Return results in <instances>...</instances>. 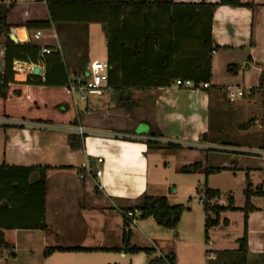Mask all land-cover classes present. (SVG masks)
<instances>
[{
	"label": "crops",
	"instance_id": "crops-1",
	"mask_svg": "<svg viewBox=\"0 0 264 264\" xmlns=\"http://www.w3.org/2000/svg\"><path fill=\"white\" fill-rule=\"evenodd\" d=\"M240 1L253 7L219 6L213 10L210 28L211 8L199 5L219 0H49L56 23L47 0H0V11H8L10 27L8 35L0 36V76L6 50L12 49L11 36L16 45H58L70 72H82L86 62L101 59L111 60L112 69V90L93 91L85 104L75 108L86 131L84 150L69 145L73 113L55 110L70 103L65 88L24 87L13 104L23 116L33 114L26 121L0 117V207L8 204L0 211V229L9 245L0 250V263L149 264L153 258L166 260L174 255L175 264H209L214 260L207 259L208 252L219 256L239 249L247 183L253 190L264 189V0ZM120 2L144 4L124 8L113 4ZM37 34L40 40L34 38ZM208 61L212 72L208 89L177 85V80L195 83L193 78L206 71ZM13 70L17 84L46 77L43 65L15 61ZM238 91H252V96L238 98ZM129 94L136 106L133 112L120 107L121 97ZM252 120L251 127L245 128ZM148 141L191 149L150 148ZM215 147L229 149L230 156L222 165L212 161L208 168L206 153ZM99 158L102 165L97 163ZM197 163L203 164L200 172L182 173ZM169 165L175 168L177 184L164 175ZM38 167L47 168L45 231L24 229L35 220L31 213L21 209L20 216L9 214L20 203L15 188L25 196L41 173L28 178L18 169ZM211 169L220 172L207 177ZM97 170L103 171L101 177L96 176ZM201 177L207 186H199ZM171 187L174 192L165 195ZM206 187L220 192L211 205L229 208L232 201L237 211L220 213L219 225L206 229L205 239L198 233L197 211L182 205L186 211L175 230L153 219L140 220L131 228L129 249H149L150 256L124 250L126 210L141 206L145 197H164L171 206L181 205L171 203L179 191L203 196ZM236 188L241 192L239 201ZM251 204L255 211L248 215L247 264H264V195L253 196ZM200 206L205 214L204 205ZM232 214L237 219H231ZM214 216L210 215L213 220ZM47 248L98 251L55 252L45 257ZM112 249L122 251H108ZM4 251L9 252L8 258Z\"/></svg>",
	"mask_w": 264,
	"mask_h": 264
},
{
	"label": "trees",
	"instance_id": "trees-1",
	"mask_svg": "<svg viewBox=\"0 0 264 264\" xmlns=\"http://www.w3.org/2000/svg\"><path fill=\"white\" fill-rule=\"evenodd\" d=\"M78 3H87L90 2V0H74ZM49 11L52 13V5L47 0ZM117 4L118 7H132V6H139L144 3H136V2H120V3H113ZM210 7V28H211V22H212V15L213 10L216 9L219 6H230V7H243V8H252L253 3H243L240 0H219L218 3L213 5H204L200 4L199 7ZM52 19L54 23H56V19L53 16L52 13ZM52 27L49 24L48 30H50ZM109 28V27H108ZM106 27V30L108 33H110V30ZM36 29H42L41 27H37ZM45 29V28H44ZM10 32V27L8 25V11L3 10L0 11V36L2 34L8 35ZM41 39V38H40ZM39 39V40H40ZM8 45L12 46L11 48H7L6 50V65H5V71L0 76V117L5 119H14V118H20L24 121L28 120V117L33 114L31 111L27 112V116H23V111L18 109L17 106L13 104V100L16 97H21L23 95L22 89L24 87H36V88H50V89H59L62 88L66 90L67 94L70 96V103L66 105H60L57 106L55 110L61 112L64 115L72 114L73 113V119L68 124L70 127H78L80 125V119L77 113V110H75V106L73 103L72 95L69 90L68 82L69 78L72 75H77L81 73H85L87 70V67L89 66V62H86V69H83L82 72H70L68 69L66 63L61 57L60 51H54V49L57 45H38L33 42H29L27 44H14L11 42V40L8 38ZM48 48L52 51L49 54H43L42 49ZM19 61L22 63L27 64H34V65H43L46 70V77L44 80H42L41 77H33L28 80L25 84H17L14 81L16 73L14 72V62ZM109 67V83H110V77L112 73L111 69V60L107 62ZM199 75L195 79L196 85H199V83H208L212 78V72H211V64L208 61L207 69L205 72H198ZM62 76H64V80H62ZM60 77V78H59ZM190 81V80H187ZM108 83V85H109ZM154 85H161L160 87H167L168 84H154ZM109 87H111L109 85ZM25 95V93H24ZM121 102V109H125L127 112H133L135 109V104L133 103V100L129 95L125 97L123 95L120 99ZM72 104V105H71ZM263 107H264V91H263ZM75 111V112H74ZM35 123L39 124H45L50 125L49 122H42L38 121ZM254 123L252 120L249 122L245 128H250L251 125ZM64 126V125H62ZM131 134V133H129ZM150 137L152 139L159 138L157 134H150ZM204 140L205 137H202ZM69 145L73 150H84V141L85 136H80L75 133H70L68 136ZM148 146L151 147H164L167 150H184V149H191L190 146H183V145H173V144H167V145H161L158 142L155 141H148ZM41 169V170H37ZM203 169L202 163H197L189 167H185L182 169L183 174H195L200 172ZM1 170V168H0ZM21 171H24L27 173V177L30 178L33 175H37V172L39 173V178L36 182L29 185V192L27 194H23L24 191H21L20 189L15 188L14 196L20 203L14 204L12 206V209L9 210V214L20 216L21 209L24 214L29 215L30 213L35 216V220L32 224L26 226L24 229H30V230H42L45 231L47 229L46 221H45V198H46V171L47 168H24V169H18ZM220 172L219 169H211L206 171V176L208 177L211 174ZM207 186V184H205ZM203 201H204V207L205 212L207 214V222H206V229L207 231L211 228L219 225V216L220 213L224 211H237V209L234 208L233 202L231 201L229 208H221L218 206L211 205L210 202L218 199L220 196L219 191H213L205 188L204 191ZM264 195V189L259 188L257 190L252 189V185L247 183V187L245 190V197H246V203L245 207L241 210L244 213V232L243 237L238 241L239 243V249L236 252L232 253H226L219 256H216V259L214 262H210L209 264H247V257L249 253V247H248V215L251 211H255L254 206L251 204V198L253 196H262ZM25 197L24 199H22ZM24 202V203H23ZM25 204V205H24ZM5 207H0V211L5 210L7 208L8 204L4 205ZM25 206L27 208H25ZM130 211H136L137 212V218L138 220H147V219H153L159 226L169 229V230H175L177 226L179 225L183 213L186 211V208L182 205H176L171 206L168 203V200L164 197H145L143 199V203L141 206L137 208H132L129 210H126L124 213H128ZM123 213V214H124ZM215 215V219L213 220L210 215ZM130 231L124 233V250L131 252V253H137L140 251H144L150 256L152 254V250L149 249H138L133 248L129 249L130 247ZM9 245L6 243L4 235L2 234V231L0 229V250L4 248H8ZM92 251H98V250H92V249H82V248H76V249H62V248H47L44 251V256L48 257L52 255L55 252H92ZM103 251V250H101ZM107 251V250H105ZM110 252H121V249H112L108 250ZM226 256V258L223 259V257ZM227 259V260H226ZM176 258L175 256H168L166 260L162 259H156L153 258L149 261V264H175Z\"/></svg>",
	"mask_w": 264,
	"mask_h": 264
},
{
	"label": "built area",
	"instance_id": "built-area-1",
	"mask_svg": "<svg viewBox=\"0 0 264 264\" xmlns=\"http://www.w3.org/2000/svg\"><path fill=\"white\" fill-rule=\"evenodd\" d=\"M36 40H39L41 38L40 34H37L34 37ZM54 51H60V47L57 45L54 49ZM51 49L43 48L42 53L43 54H49ZM109 67L108 64L102 61H95L89 64L87 67V70L85 73L72 75L69 78L68 86L70 93L72 95L73 103L75 108L78 110V107L81 103H86L89 98V94L93 91H111L112 89L109 87ZM177 85L186 89H208L209 84L205 83L201 86H197L192 81H182L177 80ZM236 96L238 98L244 99V98H250L252 96V91H238ZM231 101H233V98H231ZM78 112V111H77ZM72 133H75L80 136H85L86 131L82 128L81 125L78 127L72 128L70 130ZM98 164H103V159L99 158L97 161ZM103 174L102 170L96 171V176L101 177ZM200 204H204V201L200 199ZM137 212L136 211H130L128 213H124V228L126 232H129L132 227L136 226L138 224V218H137ZM209 258L211 260H215L216 256L213 254H209Z\"/></svg>",
	"mask_w": 264,
	"mask_h": 264
},
{
	"label": "rangeland",
	"instance_id": "rangeland-1",
	"mask_svg": "<svg viewBox=\"0 0 264 264\" xmlns=\"http://www.w3.org/2000/svg\"><path fill=\"white\" fill-rule=\"evenodd\" d=\"M92 59L96 60V57L92 56ZM99 61H103V59H101ZM216 74H220L219 70H217ZM259 100H260V97H259ZM225 150L226 149H224L222 147H215L212 150H208L207 151L206 155L208 156V163H207L208 168H210V165H211L212 161H215L217 165H222L223 161H227L229 159L228 158V156H230L229 155L230 153L228 152L229 149H227L226 151ZM232 151L238 152V150H232ZM242 151H245V150L242 149ZM178 155L182 156V154H178ZM182 163H184V162H178L177 165H179V166L180 165H185V164H182ZM205 166H206V164H205ZM161 172L162 171H160V174H161ZM164 175L168 177L170 183L173 182V183L177 184L176 179H178V177L176 176L175 168L173 166L169 165V169L166 172H164ZM218 180L221 181L223 179L220 177ZM200 181H201V184L199 186L203 187L205 185L204 178L201 177ZM179 183L180 182H178V184ZM183 183H185V180L183 181ZM168 190L169 189L167 188V191L165 192V195H169V194L173 193L175 189L173 187H171L170 188V192ZM235 191H236L235 192V197H237V200L239 201L241 199V197H240L241 196L240 195L241 192H240V190L238 188H236ZM190 196L193 197V200H190L189 202H187V200L189 199ZM203 197H205L204 194H203V196L202 195H198V194L196 195V192L195 193H193V192L190 193L188 190L183 189V190L179 191V193H178V195L176 197H173L171 199V203H173V204L174 203H178V204H181V205H184L186 207H189V208L193 209V211H197V213L199 214V218H200V219H198V224H199L198 225V230H199L198 233H199L200 236L203 237L202 240L206 238L205 237L206 228H205L204 224H205V218L207 216L206 213L204 214V212H202L201 206H200L201 204L199 202L201 198L203 199ZM226 197H227V195H226ZM236 216H238V215H234V214L230 215L231 219H234V220L237 219ZM202 218H204V221L202 220ZM206 220H207V218H206ZM231 228L235 230V228L233 226ZM3 253H5V257L6 258L9 257V252L4 251ZM207 259L210 260L209 252L207 254ZM3 260L5 262L4 258H3ZM36 262L38 263V259L36 260ZM2 263H3V261L0 264H2ZM16 264H19V263H16Z\"/></svg>",
	"mask_w": 264,
	"mask_h": 264
},
{
	"label": "water",
	"instance_id": "water-1",
	"mask_svg": "<svg viewBox=\"0 0 264 264\" xmlns=\"http://www.w3.org/2000/svg\"><path fill=\"white\" fill-rule=\"evenodd\" d=\"M11 40H12L13 42H17L14 36H11ZM38 74H39V70L36 69V70H35V75H38Z\"/></svg>",
	"mask_w": 264,
	"mask_h": 264
}]
</instances>
